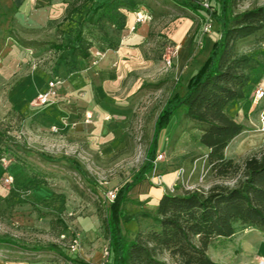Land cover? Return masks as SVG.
Listing matches in <instances>:
<instances>
[{
	"label": "rangeland",
	"instance_id": "1",
	"mask_svg": "<svg viewBox=\"0 0 264 264\" xmlns=\"http://www.w3.org/2000/svg\"><path fill=\"white\" fill-rule=\"evenodd\" d=\"M137 1L138 13L122 10V31L107 20L97 23L91 2L83 0H36L21 6L10 21H0V133L1 147L8 149L0 156V238L27 247L54 244L61 253L0 246V264H108V194L145 163L160 112L171 97L185 91L183 75L176 65L168 69L165 58L173 56L187 19L193 22L188 64L208 58L220 36L215 22L204 31L203 11L194 14L172 0ZM195 1L216 5L213 0ZM260 6L264 0H237L234 10ZM78 35L87 59L66 49L76 45ZM237 51L262 64L252 80L264 76V34L241 40ZM50 81L60 82L58 96L41 105L29 88L46 90ZM174 121L161 133L155 169L162 175L183 169L184 176L166 192L235 185V180L221 181L211 174L199 128L183 121L175 130ZM246 149L241 146L245 156L236 161L249 156ZM42 152L77 160L87 176L65 160L41 159ZM6 174L13 177L12 184L6 183ZM161 194L151 173L133 190L126 210L154 213ZM151 227L150 219L139 217L124 231L131 239ZM226 241L216 242L210 252L221 264L235 258Z\"/></svg>",
	"mask_w": 264,
	"mask_h": 264
},
{
	"label": "trees",
	"instance_id": "2",
	"mask_svg": "<svg viewBox=\"0 0 264 264\" xmlns=\"http://www.w3.org/2000/svg\"><path fill=\"white\" fill-rule=\"evenodd\" d=\"M179 8L199 14L205 12L219 26V38L200 70L190 78L183 94L176 93L160 112L154 126L145 163L117 189L109 199L104 218L106 236L111 251L109 264H221L208 254L210 247L233 237L241 230L255 228L264 233V149L236 161L226 156L230 143L245 132L246 127L231 116V104L245 98V89L252 73L262 64L252 56L237 51V44L246 38L264 34V6L246 11L234 10L237 0H213L215 10L206 9L195 0H172ZM91 2L92 18L97 23L110 21L120 31L125 28V10L139 12L137 0H83ZM92 20V19H91ZM76 45L66 48L73 55L89 58L82 36ZM58 50L61 45L54 46ZM175 117L172 129L183 121L197 126L201 132L199 143L208 150L207 163L211 174L219 180H235V185L215 184L208 190L164 192L154 213H129L126 206L133 190L147 180L155 169L159 140ZM3 135L0 133V156ZM39 157L48 162L67 161L82 176L85 169L75 159L54 158L44 152ZM109 198V197H108ZM150 219L148 232L138 231L128 238L124 226ZM0 246L23 251L60 253L54 244L27 247L11 238H0ZM168 257V260L166 259Z\"/></svg>",
	"mask_w": 264,
	"mask_h": 264
},
{
	"label": "crops",
	"instance_id": "3",
	"mask_svg": "<svg viewBox=\"0 0 264 264\" xmlns=\"http://www.w3.org/2000/svg\"><path fill=\"white\" fill-rule=\"evenodd\" d=\"M35 4L36 0H0V21H10L16 12L20 10L21 6L26 7V5ZM192 24L193 22L187 19L183 24L184 29L181 32V35H179L178 40H176L179 46V54L174 60V65L178 67L179 74L183 75L185 90L190 78L200 70L207 59L205 56L202 59H196L188 64L189 55L193 51L192 37L191 34L188 33ZM257 78L258 77H255L254 80H252V83H250L245 89V98L231 104L228 108L230 115L235 117V119L247 129L236 137L226 149V156L228 158H243L245 155L240 153L242 145L247 147L245 151L248 155L257 152L260 150L259 148L264 146L262 143V135L258 132V127L260 126L259 114L264 109V100L259 106H254L252 104V96L255 88L259 84L264 85V76H259V78ZM35 87L36 86L34 85L29 88V91L32 94L36 93V95H38L45 91L44 89H35ZM237 153H240L238 154L240 155L238 156L239 158H236ZM163 179L164 184L163 186H160L162 194L169 190L174 182H176V174L163 175ZM226 242L230 245L228 252L230 253L232 251L235 255V258H231L232 260L228 262L229 264H258L260 259H264V233L255 228L241 230L233 237L227 239ZM213 247L209 248L208 254L214 261L221 262L217 258L214 259L212 257L210 252H215ZM215 255L218 256L216 253Z\"/></svg>",
	"mask_w": 264,
	"mask_h": 264
},
{
	"label": "built area",
	"instance_id": "4",
	"mask_svg": "<svg viewBox=\"0 0 264 264\" xmlns=\"http://www.w3.org/2000/svg\"><path fill=\"white\" fill-rule=\"evenodd\" d=\"M202 5L208 10H212V11L215 10V5L213 2H206V3H203ZM212 22H213L212 19L206 14V24H205L204 31H206V32L210 31ZM178 53H179V46L176 47L175 51L173 52V56L168 55L165 58V64H166L168 69L173 67L174 60L178 57ZM58 84H60L59 81H50L49 85L47 86V89L37 95V100H38L39 104L48 105L51 102H53L54 100H56V98L58 96V94H57ZM263 100H264V85L259 84V85H257V87L254 90V93L252 96V104L254 106H259V104ZM259 122H260V126L258 127V132L261 133L262 143L264 144V109L259 114ZM1 160L3 163L7 164L6 159H1ZM152 176H153V181L156 184L163 186L164 179H163V175L161 173H158L156 171V169H154L152 172ZM183 176H184V170L180 169L177 172L176 180L178 181V180L182 179ZM5 177H6V183H8V184L13 183V177L11 175L6 174ZM173 189L174 188H171L169 190H173ZM195 189H198V188L186 189V190H195ZM115 195H116V191H110L108 194V197L110 200H113L115 198ZM106 256L109 258V261H108V264H109L110 263V256H111V251H110L109 247H107ZM258 264H264V259H260L258 261Z\"/></svg>",
	"mask_w": 264,
	"mask_h": 264
}]
</instances>
